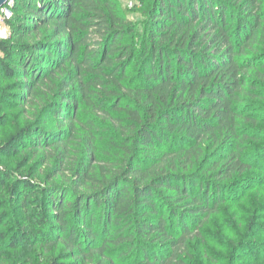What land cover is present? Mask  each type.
I'll list each match as a JSON object with an SVG mask.
<instances>
[{
	"label": "trees",
	"instance_id": "1",
	"mask_svg": "<svg viewBox=\"0 0 264 264\" xmlns=\"http://www.w3.org/2000/svg\"><path fill=\"white\" fill-rule=\"evenodd\" d=\"M15 2L0 72L16 82L0 96L33 123L10 144L33 133L51 170L0 168V198L36 205L10 247L54 242L68 264H188L263 166L264 0Z\"/></svg>",
	"mask_w": 264,
	"mask_h": 264
},
{
	"label": "rangeland",
	"instance_id": "2",
	"mask_svg": "<svg viewBox=\"0 0 264 264\" xmlns=\"http://www.w3.org/2000/svg\"><path fill=\"white\" fill-rule=\"evenodd\" d=\"M119 1L123 7L139 5V0ZM6 6L12 12L20 9L15 0H10ZM129 18L138 25L145 21L141 14L135 12ZM15 82L4 77L0 72L1 89ZM10 92L12 93L11 90ZM17 104L18 102L12 97L2 99L0 96V168L17 175L18 178L23 177L22 172H33L38 178L44 179L51 167L42 160V152L35 155L34 134L22 135L18 142L10 144L12 137L18 135L25 126L33 123L29 113ZM54 120L51 119L50 124L45 128H52L55 124ZM13 149L17 151L13 152ZM262 156L261 160H264V155ZM261 165H263L262 169L254 173L249 181L244 180L243 184H239V188L235 186L237 189L233 191L232 199L225 203L203 228L202 238H197L198 241L194 239L190 254L185 257L188 264H264V162ZM35 198L41 200L42 193L30 196V200ZM35 209V204L23 200L19 194L8 203L0 198V215H2L0 236H3L0 238V264L71 262L61 257L60 246L56 247L54 242L42 247L38 242L10 247L16 226L21 225Z\"/></svg>",
	"mask_w": 264,
	"mask_h": 264
},
{
	"label": "built area",
	"instance_id": "3",
	"mask_svg": "<svg viewBox=\"0 0 264 264\" xmlns=\"http://www.w3.org/2000/svg\"><path fill=\"white\" fill-rule=\"evenodd\" d=\"M13 16V12L9 7L4 6L2 9H0V40L8 39L10 37L11 30L8 27L7 22L10 21Z\"/></svg>",
	"mask_w": 264,
	"mask_h": 264
},
{
	"label": "water",
	"instance_id": "4",
	"mask_svg": "<svg viewBox=\"0 0 264 264\" xmlns=\"http://www.w3.org/2000/svg\"><path fill=\"white\" fill-rule=\"evenodd\" d=\"M9 2H10V0H0V9H2V7L6 6Z\"/></svg>",
	"mask_w": 264,
	"mask_h": 264
}]
</instances>
